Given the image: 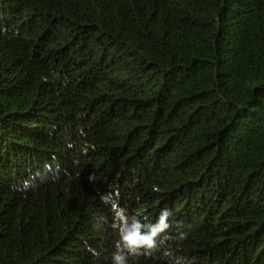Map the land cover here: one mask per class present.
Instances as JSON below:
<instances>
[{
	"label": "trees",
	"instance_id": "1",
	"mask_svg": "<svg viewBox=\"0 0 264 264\" xmlns=\"http://www.w3.org/2000/svg\"><path fill=\"white\" fill-rule=\"evenodd\" d=\"M264 264V0H0V264ZM117 228H113V224Z\"/></svg>",
	"mask_w": 264,
	"mask_h": 264
},
{
	"label": "clouds",
	"instance_id": "2",
	"mask_svg": "<svg viewBox=\"0 0 264 264\" xmlns=\"http://www.w3.org/2000/svg\"><path fill=\"white\" fill-rule=\"evenodd\" d=\"M113 211L115 213L116 219L121 225L119 230V240L116 243V252L113 254L115 264H126V260L123 256L117 254V249L120 248V242L122 241L125 247L130 250H135L140 246H147L149 249L153 247V237H155L159 232H163L169 226L165 223L169 212L165 211L163 215L159 218V226L153 229L151 235L142 234L140 225H134L130 230H127L124 225H126V217L123 215L124 209L119 208L117 205H113ZM117 224H113V228H117Z\"/></svg>",
	"mask_w": 264,
	"mask_h": 264
}]
</instances>
